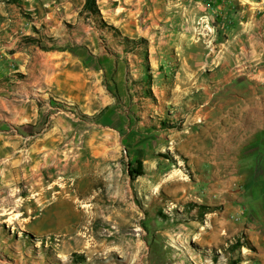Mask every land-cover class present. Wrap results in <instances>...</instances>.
Returning <instances> with one entry per match:
<instances>
[{"label": "rangeland", "instance_id": "1", "mask_svg": "<svg viewBox=\"0 0 264 264\" xmlns=\"http://www.w3.org/2000/svg\"><path fill=\"white\" fill-rule=\"evenodd\" d=\"M85 1L0 0L4 31L106 69L112 98L63 103L61 134L35 150L1 111L0 264H256V179L239 162L256 155L264 62L238 59L234 15L222 0H97L101 15Z\"/></svg>", "mask_w": 264, "mask_h": 264}, {"label": "crops", "instance_id": "2", "mask_svg": "<svg viewBox=\"0 0 264 264\" xmlns=\"http://www.w3.org/2000/svg\"><path fill=\"white\" fill-rule=\"evenodd\" d=\"M222 1L224 3L219 5L220 13L229 10L235 17L234 26L237 31L234 39L242 53V58L238 54V59L248 57L250 61L264 62V0ZM18 29L16 32H9L0 27V115L4 110L8 123L25 124L26 132L30 131L28 138L35 142L31 145L32 150L42 142H45V148H48V143L54 142L61 134L63 117L60 116V111L63 103L90 102L96 111L97 107L104 108L111 103V88H106L102 83L106 69L101 67L103 74L99 77L96 68L81 65L83 62L80 56L76 57L72 51L58 48L57 43L54 48L45 49L35 38L34 32L24 27ZM1 37L9 38L3 40L7 41L6 44L1 43ZM256 68L259 67L256 65ZM19 74L21 79L17 77ZM255 128L260 133L255 142L256 155L250 156L247 161L240 160L239 170L245 172L243 168L248 165L249 176L256 179L251 187L253 197L248 205V210L253 216L250 218L251 229L248 231V238L255 247L253 261L256 264H264V121L260 125L256 124ZM43 150L37 151L42 153ZM242 176L244 177L245 173H242ZM225 212L224 215L229 212L242 215L245 214V209L242 202L238 201V204L228 207ZM219 218L221 219L217 225L215 223L213 226L217 239L220 229L225 228V224H220V220L229 221L224 219L228 218L227 215ZM231 225L226 224V227ZM240 225H233L229 231ZM223 237H220V240ZM212 239L211 243L214 241V235Z\"/></svg>", "mask_w": 264, "mask_h": 264}, {"label": "trees", "instance_id": "3", "mask_svg": "<svg viewBox=\"0 0 264 264\" xmlns=\"http://www.w3.org/2000/svg\"><path fill=\"white\" fill-rule=\"evenodd\" d=\"M11 1H16V0H11ZM84 8H85V10H88L93 14L101 15L97 0H86L85 4H84ZM102 23H104V22H102Z\"/></svg>", "mask_w": 264, "mask_h": 264}, {"label": "bare ground", "instance_id": "4", "mask_svg": "<svg viewBox=\"0 0 264 264\" xmlns=\"http://www.w3.org/2000/svg\"><path fill=\"white\" fill-rule=\"evenodd\" d=\"M14 159V158H13ZM10 160V159H9ZM19 161H21V160H19ZM19 161H16V163L17 162H19ZM11 163V162H10ZM13 164V163H12ZM213 164V163H212ZM214 165V164H213ZM216 167V166H215ZM219 186V185H218ZM219 221V220H218ZM221 222H220V224H222V225H224V226H226V224H228V225H231V222L230 221H226V220H220ZM219 226V225H218ZM225 230V229H224ZM226 232V231H225ZM202 240V239H201Z\"/></svg>", "mask_w": 264, "mask_h": 264}]
</instances>
